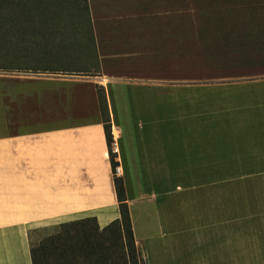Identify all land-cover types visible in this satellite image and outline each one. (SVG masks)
Listing matches in <instances>:
<instances>
[{
    "label": "crops",
    "instance_id": "0c3cea01",
    "mask_svg": "<svg viewBox=\"0 0 264 264\" xmlns=\"http://www.w3.org/2000/svg\"><path fill=\"white\" fill-rule=\"evenodd\" d=\"M180 1L174 12V0H86L95 58L85 70L8 75L6 94L0 96L8 115L0 119V264H32L34 231L86 218H95L102 231L120 218L96 86L104 90L118 137V178L132 182L130 195L124 185L125 195L143 264H264V211L260 219H237L229 204L232 215L221 217V191L214 185L250 177L221 172L220 109L210 101L213 93L200 91L215 86V80L190 76V69L203 74L205 61L198 58L202 42L198 35L190 38L187 7ZM190 53L196 58L190 60ZM76 74L89 77L69 76ZM40 82L68 89H38ZM26 83L37 85L31 92L20 89ZM190 90L196 91L185 92ZM74 93L82 94L79 105L73 104ZM61 102L84 119L22 128L43 121L45 113L48 121L60 119L64 115L52 108ZM180 109L185 124L166 126L163 143L140 137L157 132L154 125L146 131L131 126V116L136 121L142 111L148 116L163 111L171 118L172 110ZM228 149V163L250 162L233 159L234 146ZM140 180L186 183L137 195ZM197 181H210L212 188ZM135 199L152 200L158 219L136 226L130 212Z\"/></svg>",
    "mask_w": 264,
    "mask_h": 264
},
{
    "label": "rangeland",
    "instance_id": "374dc122",
    "mask_svg": "<svg viewBox=\"0 0 264 264\" xmlns=\"http://www.w3.org/2000/svg\"><path fill=\"white\" fill-rule=\"evenodd\" d=\"M180 2V0H174V12L179 10ZM26 6H28L27 2ZM55 6L56 15H83L81 0H57ZM185 6L187 7V15H189L190 38H196L195 36L198 35L199 41L202 42L198 49V51L200 50V57L198 58L205 61L204 73L202 74L200 69L199 71L190 69V76L200 78V75H203L206 79L205 81L215 80L211 81L212 83L215 82V86H212L214 88L209 87L208 89L207 87V89L200 91L209 92L210 95L213 93L215 99L210 101L215 103V108L220 109L222 125L221 172H232L231 175L236 173L237 177L242 175L250 177L222 180L220 185H214L215 189L219 188L221 191V217L229 218L232 215L228 206L231 204L236 207L237 219H260V211H264V0H186V3L183 0V7ZM28 12L27 10L25 14H32ZM85 56L87 57L85 53L79 54L73 60L72 69L76 71L84 70V65L88 63ZM189 58L192 60L196 56L190 53ZM34 65L42 66L44 64L38 61ZM10 73L18 74L23 72L0 70V96L2 98L8 88L7 78ZM69 76L81 81H85V78L89 77L78 74ZM36 85L31 83L21 84L20 89L31 92ZM204 85L207 86L208 84ZM55 86L68 89V85L38 83V89H43L44 87L46 89L55 88ZM100 89L102 88L95 87L96 97L97 91H100ZM195 91L185 92L194 93ZM89 92L86 91L88 97L90 95ZM79 95L82 96L81 93L73 94L74 105L82 103V97ZM160 102L157 101V104ZM97 105L99 107L98 99ZM144 105L146 104L142 101L141 107H145ZM54 109L61 116H64L55 121H48V119H45L47 115L45 113V116L43 115L44 122L41 120L37 123L23 125L22 128L30 129L48 125L73 124L84 119L78 110L75 111L71 108L70 103L66 105L61 102L59 107L52 108V110ZM181 110H172L171 118L169 115L166 116L163 111H158L151 116L146 115L142 111L136 121L135 117L131 116V119H134V121H131V126L134 125L139 130L142 131L144 129L146 131L147 125H154L158 133H142L140 137L148 143H163L165 136L168 135L165 131L166 126L174 125L178 121L181 124H185L181 122L184 116ZM4 113V110L0 107V119L8 116H5ZM101 119L103 120L102 116ZM133 130L135 129L133 128ZM1 131L2 129H0ZM112 132L117 136L116 131L110 130L111 137ZM172 135L173 141L178 140L176 133H172ZM140 137L138 138L140 139ZM230 145L234 146L235 155L233 159H237V161L248 160L250 162L228 163L232 157V151L229 153L228 149ZM135 182L138 189V191H135L137 195L145 191L150 192L151 190L157 192L170 190L176 184L186 183L185 181L151 180ZM197 182L203 184L206 188H212L210 181ZM124 184H126L130 195L132 193V182L125 179ZM162 201L165 204V199ZM130 208L132 219L136 226L139 221L144 219H158L157 208L152 200L139 201L135 199L131 202ZM231 211L233 212V210ZM56 228L48 227L43 231H34L31 234L32 246L38 245V241H45L47 238L54 236ZM138 258L142 264L140 255Z\"/></svg>",
    "mask_w": 264,
    "mask_h": 264
},
{
    "label": "trees",
    "instance_id": "16d2710c",
    "mask_svg": "<svg viewBox=\"0 0 264 264\" xmlns=\"http://www.w3.org/2000/svg\"><path fill=\"white\" fill-rule=\"evenodd\" d=\"M56 1L0 0V70L68 71L73 68V60L82 53L87 55L88 62H92L95 53L91 49L93 38L86 0H81L83 15H56ZM27 10L32 14L26 15ZM38 61L44 65H34ZM97 99L114 172L119 164L110 150L111 126L103 89L97 91ZM113 184L120 214L118 220L102 231H98L95 218L57 226L54 236L31 246L32 264H141L133 238L124 180L114 177Z\"/></svg>",
    "mask_w": 264,
    "mask_h": 264
},
{
    "label": "built area",
    "instance_id": "2783aa9c",
    "mask_svg": "<svg viewBox=\"0 0 264 264\" xmlns=\"http://www.w3.org/2000/svg\"><path fill=\"white\" fill-rule=\"evenodd\" d=\"M111 135H112V137H111L112 142H111V148H110V150H111L112 155H114L115 160L118 161V159H116L118 157V155H119V149H118V145H117L118 137L115 136L113 132L111 133ZM120 174H121V167H120V164H119L114 169L113 175L118 178L120 176Z\"/></svg>",
    "mask_w": 264,
    "mask_h": 264
}]
</instances>
